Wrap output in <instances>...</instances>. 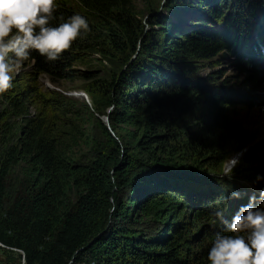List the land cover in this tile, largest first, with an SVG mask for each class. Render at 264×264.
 Masks as SVG:
<instances>
[{
  "label": "trees",
  "instance_id": "trees-1",
  "mask_svg": "<svg viewBox=\"0 0 264 264\" xmlns=\"http://www.w3.org/2000/svg\"><path fill=\"white\" fill-rule=\"evenodd\" d=\"M57 3L52 26L79 14L90 31L56 61L33 50L34 74L58 87L75 81L81 51L96 47L125 69L86 89L93 110L60 92L38 91L44 106L32 116L31 85L6 96L0 249L20 251L21 264H210L216 234H230L228 224L251 197L246 182H234V190L231 180L216 182L224 162L247 147L231 176L264 188L257 180L264 177V140L254 143L259 134L236 118L240 109L264 110V0H167L168 13L148 21L155 36L132 0ZM222 53L231 58L234 79L195 76L192 63ZM87 115L97 123L95 134ZM10 117L19 125L11 126ZM81 143L91 147L89 162L74 158ZM20 164L28 189L8 204V177ZM135 217L162 228L136 236L124 224Z\"/></svg>",
  "mask_w": 264,
  "mask_h": 264
},
{
  "label": "clouds",
  "instance_id": "clouds-1",
  "mask_svg": "<svg viewBox=\"0 0 264 264\" xmlns=\"http://www.w3.org/2000/svg\"><path fill=\"white\" fill-rule=\"evenodd\" d=\"M58 8L57 0H0V95L13 89V74L33 50L56 61L90 31L87 19L79 14L52 26ZM239 163L238 156L227 158L223 174L231 178ZM226 233L230 234H216L208 253L210 264H264V189L259 198L253 195L239 208Z\"/></svg>",
  "mask_w": 264,
  "mask_h": 264
},
{
  "label": "rangeland",
  "instance_id": "rangeland-1",
  "mask_svg": "<svg viewBox=\"0 0 264 264\" xmlns=\"http://www.w3.org/2000/svg\"><path fill=\"white\" fill-rule=\"evenodd\" d=\"M167 0H132L136 12L137 17L139 20L142 21L144 25H146V29L148 32H153L155 36V31L151 30V26L149 25L148 21L154 20V15H163L167 14L168 12L165 10V2ZM66 4L72 7L77 6V0H65ZM227 17V15L224 16V20ZM196 20L193 21L195 23ZM213 24V23H211ZM223 23H215L213 27L220 28ZM151 28V29H150ZM155 28V27H154ZM159 28L156 26V30ZM94 48H85L80 53V59L75 64L74 70L77 72L78 79L75 81L67 80L62 82L61 86H55L53 85L48 76L46 75H39L34 74L33 64L29 62L28 60L23 62L21 67L19 68L18 72L14 73V79L13 84L14 87L11 89L8 93L0 95V113L7 112L9 110V106L7 104L6 96H12L17 94L20 90H24L26 86L31 85V89L35 90L34 94V101L33 105L32 103L30 106V115L37 114V110L42 108L43 102L40 100V97L38 95V91L42 92L46 96L50 97L51 93L49 92H60L64 96L78 100L82 104H87L91 110H93V102L91 99V96L87 92V88H94V86L97 83H106L114 75H119L124 69V65L122 61H119L117 58H112L108 55H104L101 53V47ZM136 57V56H135ZM135 57H132V60L135 59ZM195 69V76L200 78H207V76L211 74L219 73L220 81L224 80H232L236 76V72L233 69V66L231 64V58L230 56L226 55L225 53L220 54L216 58L210 60V61H198L192 63ZM35 79V80H34ZM31 80V81H30ZM82 93H85L88 95V98H84ZM112 108H110L108 111L111 112ZM49 112L52 111V109H48ZM238 116L236 118L240 119L242 123L251 131H253L254 134H259V137L255 140L254 143H257L258 141L264 140V110H257V109H240L237 111ZM87 130L90 129L94 130L95 132L98 131V126L96 122H91L89 119V116L87 115ZM103 123L106 122L105 118H102ZM20 122L19 118L10 117L9 118V124L11 126H18ZM99 136H96L97 138ZM94 138V141H95ZM232 150H235L236 147L231 148ZM230 149V151H231ZM247 147L244 148L242 151L236 152L234 154H231L230 157L238 156L239 160L244 157V154L247 151ZM93 155L91 153V147L85 143H81L75 150H74V158L77 162H89L92 159ZM240 164V163H239ZM238 164V165H239ZM237 165V166H238ZM237 168V167H236ZM235 168V169H236ZM234 169V170H235ZM233 170V172H234ZM25 170L24 165L20 164L19 166H16L11 172L8 177V194L6 195V200L8 204H11L14 202L15 197L19 194H25V191L28 189V184H24L23 181L25 180ZM213 175H211L212 177ZM241 177L236 178H229L228 176H225L222 174L220 177L216 178L218 181L217 183L220 184L219 180L221 181H228L231 180L233 182H227L232 184L233 186L229 187L230 190H234L235 187L237 188V183L243 182L247 183L246 187L248 189H244L246 192V195H255L257 190L254 183H251L250 181L241 180ZM31 180L30 178L27 179ZM26 182V181H25ZM256 186V187H255ZM261 188V187H259ZM258 191V190H257ZM250 192V193H249ZM259 194V193H258ZM257 194V198H259V195ZM69 200L71 204H73L76 201V193L71 192L69 193ZM127 227H129L133 232L135 231L136 236H142V237H152L156 236L158 234L159 230H161V226L158 225L156 221H150L148 219H139L138 217H135V220H128L127 223H124ZM141 228V229H140ZM22 255L20 251H6L0 249V264H21L22 262Z\"/></svg>",
  "mask_w": 264,
  "mask_h": 264
},
{
  "label": "water",
  "instance_id": "water-1",
  "mask_svg": "<svg viewBox=\"0 0 264 264\" xmlns=\"http://www.w3.org/2000/svg\"><path fill=\"white\" fill-rule=\"evenodd\" d=\"M103 118H105L106 119V122H105V124H107L108 125V127L110 128V123H109V116H105V117H103ZM94 242V241H93Z\"/></svg>",
  "mask_w": 264,
  "mask_h": 264
},
{
  "label": "bare ground",
  "instance_id": "bare-ground-1",
  "mask_svg": "<svg viewBox=\"0 0 264 264\" xmlns=\"http://www.w3.org/2000/svg\"><path fill=\"white\" fill-rule=\"evenodd\" d=\"M255 187H256V186H255ZM256 188H257L258 191H257V190H254V191H256V194L259 193V195H260L261 190L264 189V188H260V189H259L258 187H256ZM251 196H252V195H251ZM256 196H257V195H256Z\"/></svg>",
  "mask_w": 264,
  "mask_h": 264
},
{
  "label": "built area",
  "instance_id": "built-area-1",
  "mask_svg": "<svg viewBox=\"0 0 264 264\" xmlns=\"http://www.w3.org/2000/svg\"><path fill=\"white\" fill-rule=\"evenodd\" d=\"M82 95H83V97H84L85 99L88 98V95H87V94L82 93ZM0 246H3V245L0 243Z\"/></svg>",
  "mask_w": 264,
  "mask_h": 264
}]
</instances>
